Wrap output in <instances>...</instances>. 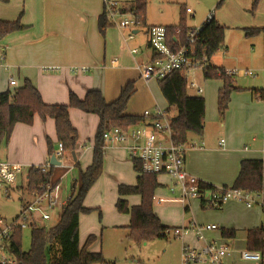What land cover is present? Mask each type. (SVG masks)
Listing matches in <instances>:
<instances>
[{"label":"rangeland","instance_id":"374dc122","mask_svg":"<svg viewBox=\"0 0 264 264\" xmlns=\"http://www.w3.org/2000/svg\"><path fill=\"white\" fill-rule=\"evenodd\" d=\"M98 1L101 0H7L5 3L0 2V15L39 16L40 10L43 9L46 16H85L84 10L89 6V3L93 5ZM112 1H116L120 5H129L132 0ZM87 2L89 3L86 5ZM218 2L220 3L218 4ZM184 8H189L191 12L183 13ZM181 14L185 16L186 23L190 28L199 27L206 16L212 15L224 27L223 44L211 55L212 65L251 70L254 76L243 74L231 76L233 84L248 91L256 87H263L264 36L262 33L247 36L245 30L264 25V0H258L257 3H255V0H147V25H176ZM139 38H142L145 43L142 29L139 31ZM136 41L133 44L139 48ZM187 77L188 79L193 78L195 83L203 90L199 95L192 88H187L186 92L190 96L197 95L204 98L206 105L204 123L209 133L211 147L215 150L214 153L205 157V154L196 155L195 160L209 159L217 162L222 159L227 160L229 158L228 153L218 147V141L221 138L227 142V137L221 133L220 129L224 119L219 117L216 108L215 94L217 87L220 85V80L205 78L200 70L190 71ZM134 84L135 92L130 97L125 110L127 114L143 115L144 112L152 114L155 103L163 108L167 106L164 104L159 91H157L159 84L154 83L155 98L149 93L147 87ZM64 92L63 99L66 100L59 102L60 97L57 96V104L68 102L70 91L68 92V89H66ZM262 100L264 101V99ZM170 114L171 116L175 114L173 108H171ZM79 116L72 115V120L77 125V129L80 131L79 135L82 137L76 141L78 143L76 149L78 152L76 153H80L85 146L91 148L94 137H91L92 134H90L93 128H90L89 124L85 123ZM239 121L240 116L236 113V117L231 118L230 124L237 127L240 126ZM52 145L56 149L57 142ZM109 151V148H104L101 174L90 186L83 200V206L88 211L79 215V244L83 245L86 238L93 235L94 239L89 244L88 250L100 252L104 259V263L96 264H179L180 240L173 236L172 229L184 225L191 219L197 223L215 224L218 227L214 232L206 233L208 239L219 238L222 229L230 227L236 229L234 244L242 249L245 237L243 230L258 226L260 222L264 221V211L260 207L246 208L242 203L236 201L232 202L234 207L231 209H229L230 206H227L229 203L219 209H214L207 206L200 207V202L197 199L180 202L176 200L179 197V190L176 189L174 193L170 192L171 178L168 175H157L156 177H163L165 182L162 185L157 182L158 185L153 192L151 208L159 218L160 223L169 228V232H167L165 238L136 240L129 234L128 230L130 215L119 212L116 208L117 185L120 183L134 185L136 172L129 159L127 162L117 161V158ZM121 154L127 159L123 151H121ZM91 157V150L83 153L78 166L71 168L72 170H69L61 180H58V178L60 179L67 168H62L56 174L54 179L60 181L62 200L65 201L69 196L73 179L78 182L79 171L86 169ZM60 162L63 165L68 163L67 160H63V157ZM63 165L62 167H64ZM25 183L26 173H23L18 181L20 189L17 188L11 191L9 197H5L0 191V218L3 219V222L10 223L16 218L21 205L19 199L22 202L28 199ZM126 199L128 206L140 202V197L137 194L129 195ZM185 206L188 207L186 212L184 211ZM61 211L59 207L48 211V220L44 221L42 226L46 230L55 226ZM21 237V248L23 251H27L31 241L30 228L24 229ZM238 264L252 263L240 261Z\"/></svg>","mask_w":264,"mask_h":264},{"label":"trees","instance_id":"16d2710c","mask_svg":"<svg viewBox=\"0 0 264 264\" xmlns=\"http://www.w3.org/2000/svg\"><path fill=\"white\" fill-rule=\"evenodd\" d=\"M257 1L255 0V3ZM0 2L5 3L7 0H0ZM146 7L147 0H132L126 8L129 11H135L140 29L145 34L150 26L146 23ZM182 11L186 13L185 8ZM111 26L113 25L104 11L98 15L97 29L102 36L106 28ZM25 28L26 26L21 23V16L14 20L0 19V41L7 35ZM165 28L168 42L171 41L172 36L177 35L178 42L173 45L174 48L185 45L190 54L193 52L191 55L194 59H201L204 55L208 59L210 67L203 72V76L221 81V87L217 91V111L219 117L223 119L231 93L235 90H242L233 84L231 76L224 74L222 67L210 63L211 55L223 44L224 27L214 17L209 21H203L196 41L192 45L186 41V36L191 28L187 25L183 14H181L176 25H166ZM257 33H262L264 36V25L245 30L247 36H253ZM157 82L167 103V107L164 109L171 117L172 140L175 143H184L187 141L189 133L201 134L204 127V98L187 94L188 85L183 73L179 70L172 71ZM251 91L258 99H264L262 89L253 88ZM134 92V82L128 81L121 87L119 95L110 102L105 101L98 89H90L82 98L70 91L66 104H47L43 101L37 88L28 79L23 80L21 87L12 91L0 92V146L7 144L16 123L30 125L34 116L37 115L42 120L53 119L56 140L62 144L63 153H70L74 150L78 134L71 124L69 109L75 108L98 117L91 163L84 171H79L78 182L76 179L73 180L69 198L62 208L57 224L49 230L43 226H33L30 229L31 241L27 251H23L21 248L22 231L18 229L13 231L8 251L16 264L104 263L100 252L88 250L89 244L94 239L93 235H89L83 245L79 244L78 218L80 213L88 211L83 206V200L90 186L101 174L104 154L102 133L104 130L112 126L126 130L148 120L142 115H132L125 112L127 103ZM171 108L175 110V114L172 116L170 114ZM47 146L48 155H53L55 149L49 140ZM132 162L133 169L137 173L135 184H119L117 186L116 208L119 212L130 215L128 230L129 234L136 240L165 238L169 228L160 223L159 218L151 208L153 192L158 185L157 175L138 173L140 171L139 164L136 161ZM74 166L77 167L78 164L75 163ZM56 170L57 168L51 165L46 171H42L40 167L34 165L29 167L26 171V193L42 191L47 186L56 185L58 183V180L54 179ZM263 173V163L260 159H243L239 163L238 174L232 186L246 191L258 190L261 186ZM211 186L204 183L206 188ZM132 194L139 195L140 202L137 205L128 206L124 197ZM19 201L21 202L20 199ZM184 211H188V208L185 207ZM235 234L236 230L234 229L221 230L223 237L234 238ZM244 239L245 248L260 251L264 256V221L259 227L247 229Z\"/></svg>","mask_w":264,"mask_h":264},{"label":"crops","instance_id":"0c3cea01","mask_svg":"<svg viewBox=\"0 0 264 264\" xmlns=\"http://www.w3.org/2000/svg\"><path fill=\"white\" fill-rule=\"evenodd\" d=\"M121 6L128 8L129 5L123 4ZM103 7L104 2L101 0L93 5L89 3V6L84 10L85 16H46L43 9L40 10L39 16H21V23L26 28L13 32L0 41V92L12 91L21 87L23 80L28 79L37 88L43 101L47 104H57V96L60 97L59 102H64L66 99H63V95H65L64 91L66 89H68V92H74L79 98H82L87 90L98 89L105 101L110 102L119 95L121 87L126 82L133 81L140 87H147L149 93L154 96V83L156 82L158 85V82L154 79L143 80L139 77V72L136 69V64L145 61L149 53L145 32V43L142 38H139L140 30L136 32L134 40L127 42L124 40L126 32L114 26L107 27L102 36L97 29V17L103 12ZM17 17L0 15L2 20H13ZM135 40H137L139 48L133 44ZM132 48H138V52L132 54L130 52ZM113 59H115V62H111ZM73 66H86L88 70L75 73L71 71ZM9 78L15 81L14 86L8 84ZM220 87L221 81L215 94L216 108L217 91ZM262 88L256 87L254 89L261 90ZM157 91H159L164 104L167 105L160 88ZM156 105L160 106L155 103ZM205 112L206 105L204 116ZM236 113L240 116V126L237 127L230 124L231 118L236 117ZM73 114L80 115L79 117L85 123L87 122L90 128H93L90 134H92L91 137L94 136L98 117L94 114L70 108L69 118L77 132L79 129H77V125L72 120ZM223 119V124L219 125L222 126L220 128L221 133L227 137V142L221 138L223 146L219 145V140L218 147L228 153L229 158L227 160L222 159L219 162L209 159L195 160L196 155L205 154V157L215 152L213 147H211V140L205 123L201 134L189 133L187 135V141L198 143L202 141L204 145L202 148L186 152L184 167L188 173L194 175L203 183L212 186L232 185L238 174L239 163L243 159H260L264 169V101L255 97L251 90L248 91L244 88L238 91L235 90L231 93ZM79 134L80 131L78 132V140L82 138ZM48 140L51 144L57 142L53 119L46 118L42 120L35 115L30 125L24 123H16L14 125L7 144L0 146V159L24 164L25 168L31 165L47 164L50 159L47 146ZM91 144V148L85 146L80 153H76L78 152V150L76 151L78 143H76L75 149L72 151L74 158L71 152L63 153V160L68 161L67 165H63L61 162L64 166L63 168L68 166L75 167L74 164L79 163L83 153L90 150L92 153L94 137ZM107 148L117 158V161L127 162L128 157L124 149L119 146ZM120 150L125 153L127 159L123 157ZM130 162L133 165V162ZM61 169L57 168L56 174ZM67 172L69 171L67 170ZM67 172L64 171L63 174ZM156 180L161 185L165 182L163 177H156ZM171 184H174L173 180H171ZM128 196H125L124 199L127 200ZM232 202L226 203H229L227 205L230 206L229 209L234 207ZM191 221L193 220L187 221L184 225ZM261 223L251 228L259 227ZM247 229H244L243 232ZM185 240L193 242V237L186 236ZM232 241L235 248L241 249L234 244V238H232ZM179 246L180 254L181 242ZM243 248H245V239ZM263 257L258 263H250L263 264ZM234 260V264L242 261L237 256Z\"/></svg>","mask_w":264,"mask_h":264},{"label":"built area","instance_id":"2783aa9c","mask_svg":"<svg viewBox=\"0 0 264 264\" xmlns=\"http://www.w3.org/2000/svg\"><path fill=\"white\" fill-rule=\"evenodd\" d=\"M103 2V11L110 23L126 32L124 38L126 42L134 40L136 32L140 30L135 11L123 8L116 1L103 0ZM185 11L186 13L191 12L189 8H185ZM212 17L209 14L204 21H209ZM199 31L200 26L191 28L188 32L186 41L189 45L195 43ZM145 35L149 53L145 61L136 64L139 76L145 81L150 79L158 81L168 73L179 70L183 73L188 88L194 89L198 95L201 94L202 88L195 83L193 78L188 79L187 75L193 70H200L202 73L208 70L210 64L206 56H202L201 59H194L191 55L193 52L190 54L187 46L180 45L174 48L173 45L178 42L177 35L172 36L171 41L168 42L166 28L163 25H150ZM130 52L136 54L138 48H132ZM111 62H115V59ZM223 69L224 74L228 76L236 74L254 76L251 70ZM87 70L88 67L86 66L71 67V71L75 73ZM8 84L14 86L15 81L9 78ZM262 93L264 94V86ZM142 116L148 120L126 130L117 126L105 129L102 133L103 148L119 146L124 149L128 159L139 164L140 171L138 173L168 175L174 182L170 187V192L174 193L178 189L179 197L176 200L180 202L197 199L202 207L219 209L229 201H236L242 203L246 208L257 206L264 211V173L261 186L255 191H246L232 185L206 188L202 181L188 173L184 167L186 152L202 148L204 143L202 141L199 143L193 141L175 143L172 140L171 117L160 106L156 105L152 114L144 112ZM219 145L223 146V140H220ZM54 155L60 161L59 158L63 156L61 143L57 142ZM31 166L25 168L24 164L0 159V191L5 197H9L11 191L20 189L18 186L19 178ZM34 166L46 171L50 164L48 162L44 165ZM55 167L63 168L61 162ZM71 168L68 166L67 170L69 171ZM59 188V183H57L54 186H47L42 191L27 193L28 199L24 202L21 200L19 213L14 220L5 223L0 218V264H16L8 251L10 237L14 230L23 231L26 228L31 229L33 226H42L43 222L48 220V211L54 210L56 207L62 210L69 196L65 201L62 200ZM217 229L215 224H202L194 221L173 228V236L181 242L179 264H234L236 256L239 260L246 262L258 263L262 260L263 255L260 251L235 248L232 238L223 237L221 231L219 238L208 239L206 237V233L214 232ZM186 236H192L193 242L186 241Z\"/></svg>","mask_w":264,"mask_h":264},{"label":"water","instance_id":"95a60500","mask_svg":"<svg viewBox=\"0 0 264 264\" xmlns=\"http://www.w3.org/2000/svg\"><path fill=\"white\" fill-rule=\"evenodd\" d=\"M71 154H72V156H73V158H74V153L71 152ZM49 164H50L51 166H58V165H60V161L57 160V159L55 158V155L53 154V155L50 156Z\"/></svg>","mask_w":264,"mask_h":264}]
</instances>
